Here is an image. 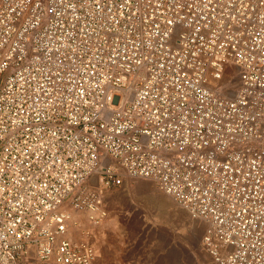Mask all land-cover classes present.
I'll return each mask as SVG.
<instances>
[{
	"label": "built area",
	"instance_id": "obj_1",
	"mask_svg": "<svg viewBox=\"0 0 264 264\" xmlns=\"http://www.w3.org/2000/svg\"><path fill=\"white\" fill-rule=\"evenodd\" d=\"M126 176L264 264V0H0V264H94Z\"/></svg>",
	"mask_w": 264,
	"mask_h": 264
},
{
	"label": "rangeland",
	"instance_id": "obj_2",
	"mask_svg": "<svg viewBox=\"0 0 264 264\" xmlns=\"http://www.w3.org/2000/svg\"><path fill=\"white\" fill-rule=\"evenodd\" d=\"M228 76L226 92L233 94L238 70L229 67ZM104 201L107 218L99 225L84 221L75 233V240L90 236L97 251L94 264H214L202 243L206 223L152 180L126 176Z\"/></svg>",
	"mask_w": 264,
	"mask_h": 264
}]
</instances>
